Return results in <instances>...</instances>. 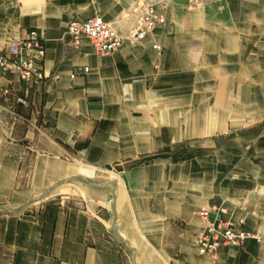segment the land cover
I'll return each instance as SVG.
<instances>
[{"label": "crops", "instance_id": "crops-1", "mask_svg": "<svg viewBox=\"0 0 264 264\" xmlns=\"http://www.w3.org/2000/svg\"><path fill=\"white\" fill-rule=\"evenodd\" d=\"M157 1L0 0L47 71L0 96V264H264V0H170L108 56L67 33ZM212 224L251 238L201 253Z\"/></svg>", "mask_w": 264, "mask_h": 264}, {"label": "built area", "instance_id": "built-area-1", "mask_svg": "<svg viewBox=\"0 0 264 264\" xmlns=\"http://www.w3.org/2000/svg\"><path fill=\"white\" fill-rule=\"evenodd\" d=\"M169 1L139 3L128 15L111 22L97 16L84 21L73 20L67 26V33L75 48L87 39L97 54L113 55L126 44L143 41L157 29L166 27ZM153 48L161 52L158 45ZM45 54L44 41L37 31H29L24 38L11 39L7 47L0 50V79L8 80V86H0V96L9 99L14 84L31 89L44 83L47 79V71L42 65ZM88 71L85 68L83 72ZM203 215L207 217L208 212ZM250 238L251 235L241 228L212 224L199 235L198 247L201 253H207L221 244L241 247Z\"/></svg>", "mask_w": 264, "mask_h": 264}, {"label": "rangeland", "instance_id": "rangeland-1", "mask_svg": "<svg viewBox=\"0 0 264 264\" xmlns=\"http://www.w3.org/2000/svg\"><path fill=\"white\" fill-rule=\"evenodd\" d=\"M105 178H106V175L102 174V175H100L99 178H98L97 180H95V181H97L96 183H98V184L106 183L108 180L105 179ZM130 262H131V261L128 260V263H130Z\"/></svg>", "mask_w": 264, "mask_h": 264}]
</instances>
